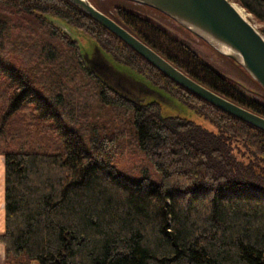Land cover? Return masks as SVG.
I'll list each match as a JSON object with an SVG mask.
<instances>
[{
  "label": "trees",
  "instance_id": "16d2710c",
  "mask_svg": "<svg viewBox=\"0 0 264 264\" xmlns=\"http://www.w3.org/2000/svg\"><path fill=\"white\" fill-rule=\"evenodd\" d=\"M120 1L91 0L264 116V87L241 64L225 55L242 83ZM233 1L264 34V0ZM97 55L156 94L122 91L89 64ZM157 94L184 113L166 112ZM0 155L4 264H264V130L172 79L70 0H0Z\"/></svg>",
  "mask_w": 264,
  "mask_h": 264
},
{
  "label": "water",
  "instance_id": "95a60500",
  "mask_svg": "<svg viewBox=\"0 0 264 264\" xmlns=\"http://www.w3.org/2000/svg\"><path fill=\"white\" fill-rule=\"evenodd\" d=\"M120 36L172 79L222 109L264 130V116L218 94L176 67L91 0H70ZM154 7L241 64L264 87V34L233 0H132ZM242 7V6H241ZM243 8V7H242ZM63 29L68 30L62 25ZM89 64L95 67L89 60Z\"/></svg>",
  "mask_w": 264,
  "mask_h": 264
},
{
  "label": "rangeland",
  "instance_id": "374dc122",
  "mask_svg": "<svg viewBox=\"0 0 264 264\" xmlns=\"http://www.w3.org/2000/svg\"><path fill=\"white\" fill-rule=\"evenodd\" d=\"M119 4L123 5L126 8L132 9L134 11H137L141 14H143L146 17H149L151 20H153L155 23L163 26L165 29H167L171 34L174 36L185 40L188 42L190 45L193 46V48L199 53L200 57L202 60L206 61L210 65L214 66L217 70H219L221 73H223L225 76H227L229 79L234 80V81H240V79H245V76L236 68V66L227 58L223 53L219 52L214 46L209 44L207 41L204 39L200 38L197 36L194 32H192L190 29H188L186 26L169 16L168 14L151 7L149 5L143 4V3H138L132 0H121ZM239 5V4H238ZM245 14L247 15L248 18H250L257 27L261 25V23L257 22L256 19L253 17L252 14L248 13L244 8H243ZM222 55H221V54ZM96 61L100 64H104L109 68L108 69H102L105 73H109V77L112 80L116 81H121L118 78H115L112 74H110V69L111 67L108 66L102 56L96 57ZM243 81V80H242ZM242 83V82H241ZM244 83V81H243ZM121 84L127 85L121 81ZM143 84V83H141ZM145 85V84H144ZM127 87L131 90V93L137 97H148L150 96V91H145L141 90V88L138 87H130L127 85ZM159 96V94H157ZM166 104H170V106H165L166 112L172 113H184V111L174 107L176 106L174 103H172L168 98L164 96H159ZM172 105V106H171ZM189 116L196 120L197 122L205 125L208 128H214V126L206 121L204 118L196 115L189 113ZM154 180L158 181V177L155 175L153 177Z\"/></svg>",
  "mask_w": 264,
  "mask_h": 264
},
{
  "label": "flooded vegetation",
  "instance_id": "af4514ba",
  "mask_svg": "<svg viewBox=\"0 0 264 264\" xmlns=\"http://www.w3.org/2000/svg\"><path fill=\"white\" fill-rule=\"evenodd\" d=\"M90 61L93 62V64L95 65V68L99 72H101L103 75H105V77H107L116 87H118L122 91H124V92H126V93H128V94H130V95H132L134 97H137V96H135V95H133L131 93V90L127 87V85H129L130 87H138L139 86L141 88V90L150 91V96L156 94V92L153 89H151L150 87H148L147 85L141 84L140 82H137L132 77L125 76L124 74H121V73L117 72L113 68L110 69V74H112L115 78L120 79L123 83H125L127 85L121 84V81L112 80L109 77V73H105L103 71L104 69H108L109 70V68L107 66H105L104 64L102 65L101 63L99 64L96 61V58H92V59H90Z\"/></svg>",
  "mask_w": 264,
  "mask_h": 264
},
{
  "label": "crops",
  "instance_id": "0c3cea01",
  "mask_svg": "<svg viewBox=\"0 0 264 264\" xmlns=\"http://www.w3.org/2000/svg\"><path fill=\"white\" fill-rule=\"evenodd\" d=\"M5 214V164L4 157L0 155V232L4 231L6 225ZM5 246L0 243V264H4Z\"/></svg>",
  "mask_w": 264,
  "mask_h": 264
},
{
  "label": "bare ground",
  "instance_id": "6f19581e",
  "mask_svg": "<svg viewBox=\"0 0 264 264\" xmlns=\"http://www.w3.org/2000/svg\"><path fill=\"white\" fill-rule=\"evenodd\" d=\"M239 7H240L241 11H242L243 13H245L244 10H243V8H242L241 6H239Z\"/></svg>",
  "mask_w": 264,
  "mask_h": 264
}]
</instances>
